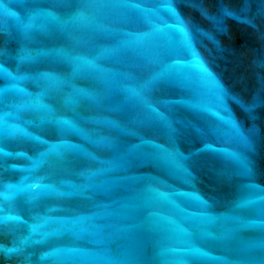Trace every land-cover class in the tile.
<instances>
[{
	"label": "water",
	"instance_id": "1",
	"mask_svg": "<svg viewBox=\"0 0 264 264\" xmlns=\"http://www.w3.org/2000/svg\"><path fill=\"white\" fill-rule=\"evenodd\" d=\"M0 193V264H264V0H2Z\"/></svg>",
	"mask_w": 264,
	"mask_h": 264
},
{
	"label": "snow or ice",
	"instance_id": "2",
	"mask_svg": "<svg viewBox=\"0 0 264 264\" xmlns=\"http://www.w3.org/2000/svg\"><path fill=\"white\" fill-rule=\"evenodd\" d=\"M0 5H2V0H0ZM132 6H133V7H136V8H139V7H140L139 4H133ZM162 6L165 7V8L169 11V13L174 14L173 9L171 8V5H170L169 3H164ZM177 19H178V18H177ZM178 27H179L180 32H181V33L183 34V36H184L185 43L187 44V42H188V37H187V33L184 31V29H183V27H182V22H178ZM198 67L200 68V70H201L202 73H204L205 75H210V74L207 73V69L204 68V66H203L202 63H199V62H198ZM222 119H223V118H222ZM227 123H228L229 125H231V126L235 129L236 126H235V124H234L231 120H228ZM62 124L65 125V126H70V122H69V121H63ZM237 131H238V129H237ZM42 155H43V154H42ZM166 155H167V157H168L169 159H171V160H175V154H174V153H172V152H168V153H166ZM233 156L235 157V154H233ZM245 167H246V166H245ZM0 195H5V194H4V193H0ZM8 219H12V218H10V217H4V218H3V220H8ZM14 250H15V249H2V251H4L5 253L12 252V251H14ZM193 251H195V250H193Z\"/></svg>",
	"mask_w": 264,
	"mask_h": 264
}]
</instances>
